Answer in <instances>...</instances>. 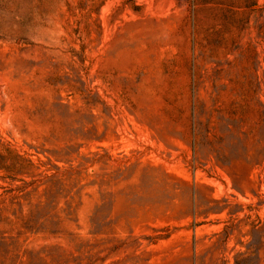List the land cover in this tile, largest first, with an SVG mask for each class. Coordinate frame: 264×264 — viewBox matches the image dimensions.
Returning a JSON list of instances; mask_svg holds the SVG:
<instances>
[{"label":"rangeland","instance_id":"1","mask_svg":"<svg viewBox=\"0 0 264 264\" xmlns=\"http://www.w3.org/2000/svg\"><path fill=\"white\" fill-rule=\"evenodd\" d=\"M0 264H264V0H0Z\"/></svg>","mask_w":264,"mask_h":264}]
</instances>
